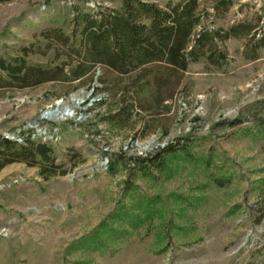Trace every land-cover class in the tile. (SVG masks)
<instances>
[{
    "label": "rangeland",
    "instance_id": "obj_1",
    "mask_svg": "<svg viewBox=\"0 0 264 264\" xmlns=\"http://www.w3.org/2000/svg\"><path fill=\"white\" fill-rule=\"evenodd\" d=\"M232 1L207 22L242 31L220 44L228 63L192 64L173 103L146 102L120 130L105 121L116 103L98 91L103 68L72 72L76 17L122 0H0V135L32 134L67 171L0 173V264H264V0ZM23 64L56 78L22 88L3 66ZM59 103L71 114L41 118ZM172 144L188 154L141 170L138 158L159 160Z\"/></svg>",
    "mask_w": 264,
    "mask_h": 264
},
{
    "label": "trees",
    "instance_id": "obj_2",
    "mask_svg": "<svg viewBox=\"0 0 264 264\" xmlns=\"http://www.w3.org/2000/svg\"><path fill=\"white\" fill-rule=\"evenodd\" d=\"M232 6V0H218L211 5L205 0H180L165 6L145 0H122L119 9L100 10L94 15L80 13L75 20L81 29L82 63L72 72L73 78L81 79L93 66L103 68L104 87L98 91H112L116 103L105 121L122 130L136 112L149 110L146 102L151 101V107L173 103L182 77L192 64L206 62L220 69L228 63V54L220 44L241 36L242 31L236 27L226 32L211 29L207 22ZM243 35L255 37L249 31ZM3 69L22 82V88L56 78L26 64ZM63 73L61 70L60 74ZM22 139L19 143L0 135V173L9 165L23 163L38 169L45 180L66 175L67 171L57 164L51 145L33 139L32 134L22 133ZM181 152L188 154L185 146L172 144L164 149L159 160L136 161L142 163L141 170L148 174L153 169L163 171L167 156ZM110 168L113 171L115 166L112 164Z\"/></svg>",
    "mask_w": 264,
    "mask_h": 264
},
{
    "label": "bare ground",
    "instance_id": "obj_3",
    "mask_svg": "<svg viewBox=\"0 0 264 264\" xmlns=\"http://www.w3.org/2000/svg\"><path fill=\"white\" fill-rule=\"evenodd\" d=\"M74 102L76 103V104H78L77 102H78V100L74 97ZM80 105V104H79ZM62 106V104H60L59 103V105H57V111H55V109H53L51 112H53V111H55L53 114H48L47 115V119H50V118H54V119H62V118H65V117H67L66 115L67 114H65V112H68V113H70L71 111L69 110H67V108L66 107H64V109H63V111H60V107ZM65 106V105H64ZM71 114V113H70ZM69 117V116H68Z\"/></svg>",
    "mask_w": 264,
    "mask_h": 264
},
{
    "label": "water",
    "instance_id": "obj_4",
    "mask_svg": "<svg viewBox=\"0 0 264 264\" xmlns=\"http://www.w3.org/2000/svg\"><path fill=\"white\" fill-rule=\"evenodd\" d=\"M55 111H57V108L55 109ZM55 111H53V112H51V111H50V112H46V113H44V114L42 115L41 118H42L43 120H44V119H47V115H48V114H53Z\"/></svg>",
    "mask_w": 264,
    "mask_h": 264
},
{
    "label": "built area",
    "instance_id": "obj_5",
    "mask_svg": "<svg viewBox=\"0 0 264 264\" xmlns=\"http://www.w3.org/2000/svg\"><path fill=\"white\" fill-rule=\"evenodd\" d=\"M39 127V125H37Z\"/></svg>",
    "mask_w": 264,
    "mask_h": 264
}]
</instances>
